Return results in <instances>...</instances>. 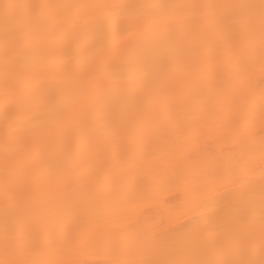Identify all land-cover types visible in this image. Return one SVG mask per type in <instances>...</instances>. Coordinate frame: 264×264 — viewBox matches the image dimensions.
Instances as JSON below:
<instances>
[{
    "label": "bare ground",
    "instance_id": "1",
    "mask_svg": "<svg viewBox=\"0 0 264 264\" xmlns=\"http://www.w3.org/2000/svg\"><path fill=\"white\" fill-rule=\"evenodd\" d=\"M33 2L0 28V264L258 261L259 7Z\"/></svg>",
    "mask_w": 264,
    "mask_h": 264
},
{
    "label": "snow or ice",
    "instance_id": "2",
    "mask_svg": "<svg viewBox=\"0 0 264 264\" xmlns=\"http://www.w3.org/2000/svg\"><path fill=\"white\" fill-rule=\"evenodd\" d=\"M32 6H35L33 0H17V2H9V0H0V28L3 29L5 35H8L15 30L16 18L18 17L20 12L23 9ZM134 7V5L130 4H116L109 6L111 11L121 14L131 11ZM141 7L160 12H201L213 8H224L227 10H232L235 8L254 9L256 7H259L261 20V35L262 41H264V0H244L243 3H153L141 5ZM147 70L148 69H145V71ZM5 190L10 191L11 185L6 186ZM19 242L20 241L18 236H13L6 232L3 240H0V247L11 249L18 246ZM233 264H237V262H233ZM238 264H264V234H262L260 244V259L258 261L248 260L238 262Z\"/></svg>",
    "mask_w": 264,
    "mask_h": 264
}]
</instances>
